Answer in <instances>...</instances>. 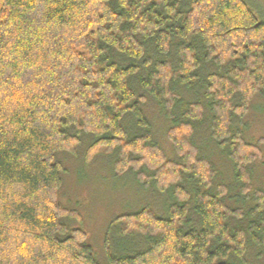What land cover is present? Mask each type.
<instances>
[{"label":"trees","instance_id":"1","mask_svg":"<svg viewBox=\"0 0 264 264\" xmlns=\"http://www.w3.org/2000/svg\"><path fill=\"white\" fill-rule=\"evenodd\" d=\"M1 2L0 264H100L87 233L63 223L80 215L59 200L57 156L76 155L82 134L95 137L87 164L111 156L115 176L132 173L170 200L166 216L145 207L112 222L110 264H248L251 247L264 254V189L252 171L264 165V139L249 143L239 129L252 101L264 98L257 4ZM149 100L168 121L178 158L157 141ZM209 113L210 140L234 164L230 184L194 141ZM113 230L141 239L144 250L114 255Z\"/></svg>","mask_w":264,"mask_h":264},{"label":"rangeland","instance_id":"2","mask_svg":"<svg viewBox=\"0 0 264 264\" xmlns=\"http://www.w3.org/2000/svg\"><path fill=\"white\" fill-rule=\"evenodd\" d=\"M251 1L257 4V10L262 11L264 16V0ZM1 5L0 0V9ZM209 69L214 70L212 66ZM144 109L153 126L152 131L157 141L167 156L172 159L176 154L166 137L167 129L170 127L168 121L155 102L149 100ZM210 116V113L206 114V120L202 126L197 124L194 141L196 143L197 140L198 145L201 146V154H205L215 163L219 171L217 179L221 177L222 182L230 184V181L235 180L234 164L226 153L210 140ZM128 121L130 124L131 119ZM243 122L242 127H238L247 142L255 144L258 140L264 139L263 97L257 96L252 101L250 113ZM124 123L126 125V120ZM94 140L93 135L82 134L76 155L62 152L57 156L64 167L59 200L65 208L76 211L81 217L79 221L77 217L68 216L63 219V223L70 229L84 230L99 263L110 264L106 253V236L112 222L119 216L137 213L145 207L151 208L160 216H166V206L170 200L166 194H159L153 188L142 187L132 173L115 176L114 158L112 159L111 156L100 154L87 164L86 153ZM260 148L264 153V143L260 145ZM252 171L255 187L264 189V165L258 162ZM231 193L237 195L238 191L232 190ZM249 204L250 202L246 207ZM144 247L141 239L137 237H121L116 230L110 233L109 248L116 256L142 251ZM246 259L249 261L248 264H264V254L255 247H251Z\"/></svg>","mask_w":264,"mask_h":264}]
</instances>
